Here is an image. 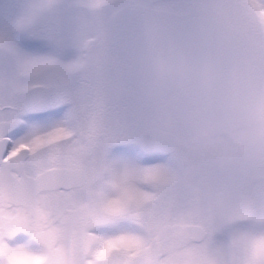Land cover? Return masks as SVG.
<instances>
[{"label":"snow or ice","instance_id":"6c2138e0","mask_svg":"<svg viewBox=\"0 0 264 264\" xmlns=\"http://www.w3.org/2000/svg\"><path fill=\"white\" fill-rule=\"evenodd\" d=\"M125 7L0 0V264H264V0L184 5L165 34L191 64L139 92L109 59ZM217 129L228 167L196 143Z\"/></svg>","mask_w":264,"mask_h":264},{"label":"rangeland","instance_id":"374dc122","mask_svg":"<svg viewBox=\"0 0 264 264\" xmlns=\"http://www.w3.org/2000/svg\"><path fill=\"white\" fill-rule=\"evenodd\" d=\"M191 0H118V4L125 5L124 11H122L118 18L117 23L123 25L126 32L125 35L129 38L139 30L141 26L150 24H168L176 20L184 11V5L190 3ZM115 8H104L99 10L97 15H110ZM162 22V23H161ZM90 35H94V32H90ZM128 44V43H127ZM92 55L94 57H102L103 53L94 44L92 47ZM109 59L112 63L120 66L125 73H127V59H128V47L127 45L122 49L114 51ZM139 92L138 89H136ZM155 126L163 129H171L175 133V123L170 118L166 111L161 110L158 120ZM179 141L182 142V137L179 136ZM140 151L137 146H132L128 150L129 158L141 162L139 157ZM228 155V154H227ZM229 157V161L225 164H220L214 160L217 165L228 167L236 163ZM160 162V161H158Z\"/></svg>","mask_w":264,"mask_h":264},{"label":"clouds","instance_id":"9594fccd","mask_svg":"<svg viewBox=\"0 0 264 264\" xmlns=\"http://www.w3.org/2000/svg\"><path fill=\"white\" fill-rule=\"evenodd\" d=\"M190 64L191 58L187 54H180L172 58H157L154 62L157 73L164 74L173 80H175L178 71L182 67L186 68ZM175 130L182 137V144L186 145L182 126L175 124ZM196 143L199 146V150L209 155L216 162L225 164L229 161L227 152L223 147L225 144V133L222 129L205 133L203 136L197 138Z\"/></svg>","mask_w":264,"mask_h":264},{"label":"water","instance_id":"95a60500","mask_svg":"<svg viewBox=\"0 0 264 264\" xmlns=\"http://www.w3.org/2000/svg\"><path fill=\"white\" fill-rule=\"evenodd\" d=\"M165 29L164 28L155 29L156 44L154 47H148L143 42L134 43V45L132 44L131 74L133 76H139L140 75L139 70L141 68V65L144 63V61L147 62L151 68V70H149L148 78H146L148 80L145 81L143 78H141L142 83L140 85H137L141 90L142 89L147 90L153 86V79L156 73L154 62L157 58H172L182 53L189 55L188 52L185 51L183 48L178 46H173L168 43L166 39ZM164 44H167L168 46L166 47ZM145 45H146V49H144Z\"/></svg>","mask_w":264,"mask_h":264},{"label":"flooded vegetation","instance_id":"af4514ba","mask_svg":"<svg viewBox=\"0 0 264 264\" xmlns=\"http://www.w3.org/2000/svg\"><path fill=\"white\" fill-rule=\"evenodd\" d=\"M174 21H175V20H174ZM174 21H172L171 23H173ZM161 23H162V22H161ZM171 23H168V24H164V23H162V24H160V25H159V23H158V24H150V23H147V25L141 26V27L139 28V30H137V32L134 33V34L129 38V41H128V44H127V47H128V59H127L128 66H127V70H126L127 73H130V69H131V67H132V64H131V57H130V46H131V41H132V39H134V38L136 37V35L139 34V33H141L143 30H146V29H152V28H154V27H158V26L168 27ZM133 88H134L135 91H136V89H138V88L135 86V84L133 85ZM156 128H157V129H160V130H166V131H169V132L173 133V135H175V136L177 137V140L179 141L178 134L175 133L174 131H172L171 129H163V128H160V127H157V126H156ZM162 155H164V154H162Z\"/></svg>","mask_w":264,"mask_h":264}]
</instances>
